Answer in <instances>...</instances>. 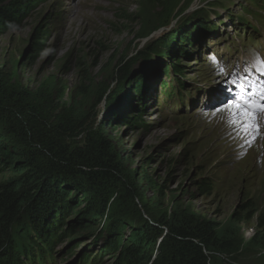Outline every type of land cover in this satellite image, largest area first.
I'll return each instance as SVG.
<instances>
[{"label":"rangeland","instance_id":"obj_1","mask_svg":"<svg viewBox=\"0 0 264 264\" xmlns=\"http://www.w3.org/2000/svg\"><path fill=\"white\" fill-rule=\"evenodd\" d=\"M262 49L264 0H42L27 7L20 28L0 33V101H26L69 127V151L101 137L109 150L100 156L111 164L94 180L97 190L70 188L64 224L80 221V229L37 264H86L82 252H97L111 229L124 236L122 246L146 221L174 224L190 213L214 221L217 235L234 242L216 264H264V230L256 227L264 205V117L255 139L240 134L243 117L222 110L230 79L220 71L229 55ZM7 130L1 125L0 146L17 156L0 154V184L35 178V171L10 168V160L28 157L19 156L20 130ZM245 203L252 216L233 218L244 217ZM108 252L88 264H115L119 251Z\"/></svg>","mask_w":264,"mask_h":264},{"label":"trees","instance_id":"obj_2","mask_svg":"<svg viewBox=\"0 0 264 264\" xmlns=\"http://www.w3.org/2000/svg\"><path fill=\"white\" fill-rule=\"evenodd\" d=\"M41 1L0 0V33L4 29L20 28L23 11ZM40 43L36 42L38 46ZM120 70L126 73V66ZM172 70L175 75L182 73L178 68ZM171 93L172 90H168L169 96ZM22 102L16 101L11 105L0 101V127L2 125L8 129V134H12L13 129H19L22 138L19 142L25 151L29 150L19 153L20 157L27 154L28 159L23 164L10 160V168L15 172L25 169L35 171L36 177H20L0 184V264H37L51 257L55 242L70 238L81 226L80 221L64 224V213L70 209L66 200L70 188L80 190L82 195L92 189L97 190L94 180L101 176L107 166H111L103 163L104 158L100 156L102 149L109 150L101 137L69 151L64 144L69 127L51 121L39 109L35 110L26 101ZM0 152L4 160L17 156L14 153L5 155V145L0 146ZM102 155H106V152ZM41 156L48 160L47 165L39 163ZM35 179L39 182L33 183ZM62 183L68 187H60ZM208 185L204 181L199 188L206 193L210 189ZM98 196L104 205L107 199L102 197L101 192ZM242 206L248 210L244 217L234 212L233 218L247 220L252 216V205L245 203ZM94 211L97 213L96 207ZM105 212L106 209H103L99 214L103 216ZM117 225L121 229L124 227L120 223ZM63 226L65 229L61 230ZM216 226L214 221L191 213L174 224L146 221L143 228L132 230V235L122 246L120 243L124 236L111 229L113 235L108 243L104 240L103 247L97 252L84 250L78 260L88 264L94 258L105 256L101 255L104 251L111 254L108 251L116 249L119 252L115 264H216L218 254L229 255L234 246L233 241L217 235ZM256 227L264 230V205L257 215ZM158 238L157 251L152 257L151 249Z\"/></svg>","mask_w":264,"mask_h":264},{"label":"snow or ice","instance_id":"obj_3","mask_svg":"<svg viewBox=\"0 0 264 264\" xmlns=\"http://www.w3.org/2000/svg\"><path fill=\"white\" fill-rule=\"evenodd\" d=\"M220 71L223 73L224 69L221 68ZM240 91L245 94L243 101L239 98L228 101L222 110H229L233 116L243 117L242 129L246 134H253V139H255V135L261 131V118L264 117V99L252 100L249 97L256 95V93H251L246 88H241Z\"/></svg>","mask_w":264,"mask_h":264},{"label":"bare ground","instance_id":"obj_4","mask_svg":"<svg viewBox=\"0 0 264 264\" xmlns=\"http://www.w3.org/2000/svg\"><path fill=\"white\" fill-rule=\"evenodd\" d=\"M77 14H78V12H77ZM76 18H77V17L71 18V21H70V24H69L70 26H72V25L76 22ZM111 44H112L111 42H107V43H105V47L108 48V47L111 46ZM114 51H115V50H114ZM232 121H235V120H232ZM230 122H231V121H230ZM239 123L241 124V121L238 122V124H239ZM263 129H264V124H263ZM240 132H241L240 134H242V133L244 132L243 129H242V126H241V129H240Z\"/></svg>","mask_w":264,"mask_h":264}]
</instances>
